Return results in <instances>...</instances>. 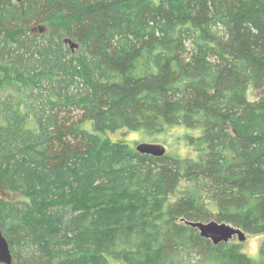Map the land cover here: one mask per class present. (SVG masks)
I'll return each mask as SVG.
<instances>
[{
	"label": "trees",
	"instance_id": "1",
	"mask_svg": "<svg viewBox=\"0 0 264 264\" xmlns=\"http://www.w3.org/2000/svg\"><path fill=\"white\" fill-rule=\"evenodd\" d=\"M249 87L264 90V0L2 1L0 192L28 199L0 197L12 264H264V237L251 256L187 224L264 234ZM121 130L175 132L194 156Z\"/></svg>",
	"mask_w": 264,
	"mask_h": 264
},
{
	"label": "rangeland",
	"instance_id": "2",
	"mask_svg": "<svg viewBox=\"0 0 264 264\" xmlns=\"http://www.w3.org/2000/svg\"><path fill=\"white\" fill-rule=\"evenodd\" d=\"M74 43H77L76 41H72ZM69 46L70 43L66 42ZM71 52L73 54H76L77 51L80 50V45L77 43V47L73 46L70 47ZM264 91L258 92V90L253 89L252 87H249L246 92L245 96L248 100L253 101L256 98L260 97L261 94H263ZM175 133V132H174ZM172 134H167V135H160L159 137L162 138L163 140H158L155 142H160L163 143L164 146L166 147V150L171 152V153H177L183 156L189 155V156H194L193 153V148L191 150L187 149L186 146L181 145L176 142V135ZM108 136L111 139H122L125 140L127 143H129L131 146L135 147L139 142L142 141H149L150 138L144 137L141 133L138 132H133V131H116L113 133H109ZM0 197L4 199H8L14 202H23V201H28V199L25 196L20 195L19 193L12 192V191H2L0 192ZM175 200L174 196H171L169 199V202H172ZM246 238L243 241H238L237 237L232 238V242L239 243L241 250L251 256H255L258 250V247L260 245L261 240L264 237V234H253V233H247ZM194 260H196L194 258Z\"/></svg>",
	"mask_w": 264,
	"mask_h": 264
},
{
	"label": "water",
	"instance_id": "3",
	"mask_svg": "<svg viewBox=\"0 0 264 264\" xmlns=\"http://www.w3.org/2000/svg\"><path fill=\"white\" fill-rule=\"evenodd\" d=\"M4 0H0V3ZM15 2H21L22 0H12ZM70 43V47L76 46L77 43L72 42L71 39H65ZM260 90L258 92H262ZM137 151L141 153L151 154L154 156H162L166 153V147L162 143L142 141L135 145ZM192 227L198 229L200 236L205 237L212 241L213 244L220 242H228L233 237H237L238 241H243L246 238L245 232L227 222H218L216 220L209 221H187ZM0 263L12 264V254L10 251L9 243L6 237L3 235L0 225Z\"/></svg>",
	"mask_w": 264,
	"mask_h": 264
},
{
	"label": "flooded vegetation",
	"instance_id": "4",
	"mask_svg": "<svg viewBox=\"0 0 264 264\" xmlns=\"http://www.w3.org/2000/svg\"><path fill=\"white\" fill-rule=\"evenodd\" d=\"M67 42V41H66ZM69 43V42H68Z\"/></svg>",
	"mask_w": 264,
	"mask_h": 264
}]
</instances>
